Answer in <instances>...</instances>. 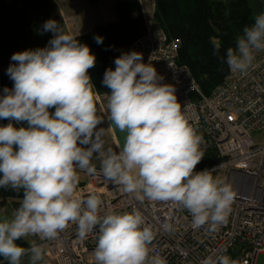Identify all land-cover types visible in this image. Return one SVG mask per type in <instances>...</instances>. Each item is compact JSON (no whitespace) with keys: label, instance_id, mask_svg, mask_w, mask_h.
I'll return each mask as SVG.
<instances>
[{"label":"clouds","instance_id":"obj_1","mask_svg":"<svg viewBox=\"0 0 264 264\" xmlns=\"http://www.w3.org/2000/svg\"><path fill=\"white\" fill-rule=\"evenodd\" d=\"M43 32L53 34L46 47L11 56L15 63L7 74L13 87L0 94V119L10 121L0 126V188L22 192L19 207L0 214V257L8 264H22L23 257L28 264H48L45 245L28 238L51 241L75 223L79 238L97 233L95 264H167L165 257L151 254L156 234L140 210L101 214L100 196L77 195L78 171L96 173L94 160L125 192L186 209L194 229L208 224L214 232L227 222L236 193L213 176L215 168L195 171L204 157L203 136L190 122V105L178 101L174 84L162 83L152 57L144 63L140 52L122 53L115 69L104 73L102 84L111 90L107 131L123 134L117 152L105 147L107 133L100 127L105 122L97 106L101 96L89 75L96 56L54 19L44 22ZM94 39L103 43V37ZM260 51L264 14L244 27L235 49L226 50V63L232 72L246 74ZM165 228L171 231V225ZM22 239L28 247L17 243ZM202 264L240 261L212 254Z\"/></svg>","mask_w":264,"mask_h":264},{"label":"built area","instance_id":"obj_2","mask_svg":"<svg viewBox=\"0 0 264 264\" xmlns=\"http://www.w3.org/2000/svg\"><path fill=\"white\" fill-rule=\"evenodd\" d=\"M181 44L164 29L149 28L125 52L142 53L144 63L152 57L157 73L164 77L162 83L174 84L178 101L190 105V122L203 136L202 150L216 151L221 160L210 168H215L213 176L231 184L236 193L227 222L214 232L209 231L208 224L194 229L186 209L170 202L150 201L139 192H125L123 186L107 180L99 168L94 174L78 171L77 195L100 196L101 214L140 210L156 234L151 254L165 257L167 264H202L212 254H227L240 264H259L258 257L264 255V143L257 144L253 134L264 130V51L255 53L246 74L229 68L225 81L211 95H205L191 70L178 63ZM165 225H171V231ZM41 243L59 264H95L97 233L79 238L75 223H69L56 239ZM237 247L239 255L235 256Z\"/></svg>","mask_w":264,"mask_h":264},{"label":"trees","instance_id":"obj_3","mask_svg":"<svg viewBox=\"0 0 264 264\" xmlns=\"http://www.w3.org/2000/svg\"><path fill=\"white\" fill-rule=\"evenodd\" d=\"M60 1L0 0V94L3 88L13 87L14 82L7 74L10 64L15 63L11 56L16 52L44 48L53 38L51 32L42 33L44 22L54 19L69 33L60 11ZM90 1L96 3L99 0ZM115 10L118 20L100 24L77 37L96 56L95 67L89 69V75L100 94L111 91L102 84L106 69L114 70V60L149 29L145 17L142 14L135 15L134 3L117 1ZM155 18L169 37L181 40L178 63L191 70L205 95H211L225 81L229 73L226 50L229 47L235 49L236 40L243 35L244 27H251L255 23L245 0L230 4L209 0H155ZM96 36L103 37L102 44L95 42ZM216 45L220 46L218 53ZM50 111L54 112V108ZM2 121V126L10 122L7 119ZM13 124L15 127H27L26 122ZM220 161L216 151H205L196 169H210ZM9 200H12L15 209L18 208L22 192L0 188V206L6 205ZM17 243L28 247L23 239ZM239 250L238 247L234 250L235 256L239 255ZM1 263L8 262L0 257Z\"/></svg>","mask_w":264,"mask_h":264},{"label":"crops","instance_id":"obj_4","mask_svg":"<svg viewBox=\"0 0 264 264\" xmlns=\"http://www.w3.org/2000/svg\"><path fill=\"white\" fill-rule=\"evenodd\" d=\"M120 0H99L96 3H92L89 0H61L59 2V7L64 21L69 33L76 34L77 36L83 35L92 31L96 26L100 24H107L118 20V14L115 10V4ZM136 6L135 15L142 14L150 29H155L159 27L158 22L155 18V3L153 9L147 8L144 0H128ZM105 2V3H104ZM91 9V12H88L87 9ZM104 8V9H103ZM95 13V14H94ZM150 20L156 21L157 24L155 27H150ZM100 94V93H99ZM101 99L97 102L99 114L104 116L105 122L100 125L106 129V136L104 139L107 141L105 147L111 146L114 151H119L117 145L123 144V134L119 133L117 130L107 131L109 122L107 120V107H106V94H100ZM93 164L96 165V168H99V162L93 161ZM100 169V168H99ZM15 208L12 204V200H9L6 205L0 206V214L10 215ZM28 239L36 240L37 244H41L42 241L38 237H29ZM28 244L27 240H25ZM29 246V244H28ZM48 264H59V262L46 253ZM8 264V263H1ZM22 264H28V257L22 258Z\"/></svg>","mask_w":264,"mask_h":264},{"label":"rangeland","instance_id":"obj_5","mask_svg":"<svg viewBox=\"0 0 264 264\" xmlns=\"http://www.w3.org/2000/svg\"><path fill=\"white\" fill-rule=\"evenodd\" d=\"M90 1V0H89ZM212 2H224L226 4H230L232 2L238 1V0H209ZM250 7L251 10V17L253 21L255 22V18L260 15L264 14V0H245ZM91 2V1H90ZM147 8H151L150 11L153 9L155 0H144ZM105 3V2H104ZM104 9V8H103ZM88 12H91V9H87ZM95 14V13H94ZM150 27L153 28L156 26L157 22L150 20ZM253 138L256 141L257 144H263L264 143V130L260 132H256L253 134ZM83 178H87L86 174L82 175ZM264 262V255H260L258 257V263L262 264Z\"/></svg>","mask_w":264,"mask_h":264}]
</instances>
